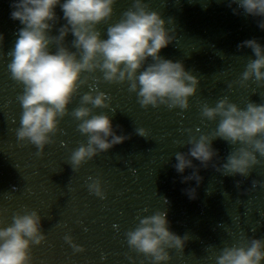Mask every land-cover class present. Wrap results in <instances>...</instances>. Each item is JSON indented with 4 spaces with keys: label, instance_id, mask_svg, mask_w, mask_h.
Segmentation results:
<instances>
[{
    "label": "water",
    "instance_id": "1",
    "mask_svg": "<svg viewBox=\"0 0 264 264\" xmlns=\"http://www.w3.org/2000/svg\"><path fill=\"white\" fill-rule=\"evenodd\" d=\"M11 3L0 0L4 35L0 44V227L10 225L16 212H38L45 239L30 246L31 264H151L143 253L129 247L126 232L157 210L166 211L171 231L189 236L182 250L168 249L169 261L160 264H216L224 247L264 238V186L259 183L264 182V157L257 153L261 163L247 176L223 175L211 163L205 168L193 159L202 177L199 185L194 179L181 182L193 169L181 174L173 168L175 153L187 152L189 136L210 133L218 123L219 117H201L204 103L214 106L224 97L241 108L248 102H264V85L253 80L239 83L254 54L248 47H237L250 38L264 45L260 17L245 14L232 0H146L150 10L158 11L166 22L171 20L166 27L174 29L175 39L160 55L181 61L199 78L188 108L164 104L143 108L127 82L103 81L99 70L85 73L88 82L68 105L69 114L60 119L52 142L37 155L34 144L16 136L22 111L17 96L23 86L11 79L7 69L11 57L6 53L22 25L10 18ZM132 3L116 0L111 18L97 25L102 37L108 24L117 22ZM56 11L62 15L58 6ZM71 39L69 34L66 40ZM93 75L100 79L93 81ZM93 84L108 94L114 109L93 111L108 112L113 125L120 126L117 133L130 138L73 170L71 153L87 137L70 112ZM138 127L147 129L146 137L135 133ZM237 146L215 139L218 156L214 159L222 162ZM95 178L101 181L103 198L88 188ZM253 180L258 182L255 186ZM193 187L196 197L189 199L184 190ZM73 244L83 250L76 251Z\"/></svg>",
    "mask_w": 264,
    "mask_h": 264
},
{
    "label": "clouds",
    "instance_id": "2",
    "mask_svg": "<svg viewBox=\"0 0 264 264\" xmlns=\"http://www.w3.org/2000/svg\"><path fill=\"white\" fill-rule=\"evenodd\" d=\"M232 2L245 14L260 17L258 27L264 29V0ZM115 3L116 0H12L10 18L22 25L14 45L6 53L11 57L7 64L11 79L23 86L17 96L22 111L16 136L18 140L26 139L34 144L37 155L52 142L60 119L69 114L68 105L79 88L88 82V76L82 75L85 73L99 70L103 81L127 82L129 91L136 93L143 108L161 104L188 108L189 97L196 92L199 78L186 70L181 61L160 55L161 49L175 39L174 29L166 27L171 20L166 22L158 11L150 10L146 0H133L117 22L108 24L102 37L97 25L111 18ZM57 6L62 15H57ZM69 34L70 41L66 40ZM3 39L0 33V44ZM241 46L250 48L254 58L247 62L239 83L244 85L253 80L264 85V45L250 38L237 45ZM91 78L100 79L94 75ZM95 108L114 111L108 94L93 84L80 96L79 106L70 112L78 121V130L87 137V142L71 153L73 170L130 138V134L117 133L120 126L113 125L108 112L96 113ZM200 115L208 120L219 117V120L210 133L190 135L187 152L175 153L173 168L177 173L193 169L190 175L181 177L182 183L192 179L197 185L201 182L193 159L205 168L211 163L218 172L229 176H247L254 165L261 163L257 153L264 157V102H248L241 108L224 97L214 106L204 103ZM135 133L142 137L148 134L144 127L136 128ZM217 138L229 145H238L220 163L214 159L218 156V150L213 147ZM257 183L252 182L253 186ZM259 183L264 186V182ZM88 188L103 198L99 178L92 179ZM184 191L189 199H195L194 187ZM126 238L130 248L143 253L151 264H160L169 261L168 249L182 250L189 236L171 231L166 211L157 210L141 217L135 228L126 232ZM44 239L41 216L36 210L14 213L12 223L0 227V264H31L30 246ZM65 240L72 243L70 236H65ZM73 248L83 250L80 245L73 244ZM262 262L264 238L254 237L247 243L226 246L216 256V264Z\"/></svg>",
    "mask_w": 264,
    "mask_h": 264
}]
</instances>
